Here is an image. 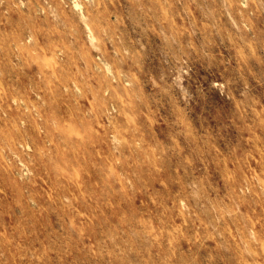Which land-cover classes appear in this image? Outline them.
<instances>
[{
    "label": "rangeland",
    "instance_id": "1",
    "mask_svg": "<svg viewBox=\"0 0 264 264\" xmlns=\"http://www.w3.org/2000/svg\"><path fill=\"white\" fill-rule=\"evenodd\" d=\"M0 264H264V0H0Z\"/></svg>",
    "mask_w": 264,
    "mask_h": 264
}]
</instances>
